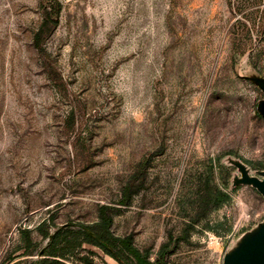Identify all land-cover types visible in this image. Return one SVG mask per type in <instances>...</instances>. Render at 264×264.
<instances>
[{"label":"rangeland","instance_id":"374dc122","mask_svg":"<svg viewBox=\"0 0 264 264\" xmlns=\"http://www.w3.org/2000/svg\"><path fill=\"white\" fill-rule=\"evenodd\" d=\"M263 183L264 0H0V264L102 205L151 261L224 264L264 226ZM54 264L119 263L84 244Z\"/></svg>","mask_w":264,"mask_h":264},{"label":"trees","instance_id":"16d2710c","mask_svg":"<svg viewBox=\"0 0 264 264\" xmlns=\"http://www.w3.org/2000/svg\"><path fill=\"white\" fill-rule=\"evenodd\" d=\"M60 6L47 4L43 8V21L35 36L36 45L40 48L44 35L49 34L58 24ZM127 192L124 194L128 199ZM224 194L219 195V202L228 201ZM220 205V204H219ZM108 205H102L99 209V219L93 223L79 222L60 227L55 233L44 229L45 223L41 224L40 230L44 237L49 238L42 258L33 264H54L60 259H65L75 253L84 244H89L101 249L106 255L113 258L119 264H167V247L163 246L155 261H151L150 252L139 249L132 235L116 236L112 231L113 218L109 214ZM31 244L29 231L24 232Z\"/></svg>","mask_w":264,"mask_h":264},{"label":"water","instance_id":"95a60500","mask_svg":"<svg viewBox=\"0 0 264 264\" xmlns=\"http://www.w3.org/2000/svg\"><path fill=\"white\" fill-rule=\"evenodd\" d=\"M260 186L264 191V183ZM224 264H264V226L254 240L226 257Z\"/></svg>","mask_w":264,"mask_h":264}]
</instances>
